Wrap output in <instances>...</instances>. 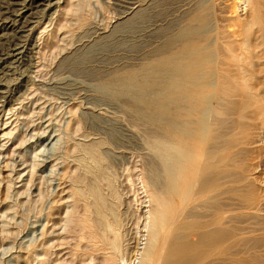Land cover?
I'll return each instance as SVG.
<instances>
[{
	"label": "rangeland",
	"instance_id": "1",
	"mask_svg": "<svg viewBox=\"0 0 264 264\" xmlns=\"http://www.w3.org/2000/svg\"><path fill=\"white\" fill-rule=\"evenodd\" d=\"M0 2L4 4L0 13L12 22L4 27L1 25L4 19H0V37L6 34L3 38L9 41L11 36V44H17L13 46L6 41L0 44V264H97L98 260H104L102 257L109 251L107 247L115 244L120 249L116 248L112 252L117 260V263L114 260V264H139L140 251L145 245L142 246V242H146L148 234L144 223L146 218L143 217L144 213L147 216L148 205H151L148 192L152 189L156 191L160 186L162 188L158 192L166 190V175L172 166L157 152L159 144L150 143L152 134L156 136L153 140L161 135L156 133L159 132L158 128L133 113L129 107V96L114 95L111 89L102 84L114 72L140 69L147 60L156 56L163 49L166 36L183 26L186 15L200 4L209 8L213 17L212 22L201 27L205 32L200 29L202 33L198 39L202 40L200 43L203 46L209 43L208 50H211L207 51L210 53L206 52L209 58L215 52L212 55L215 72L209 75L211 86L214 83L215 87H211H214L211 91L213 93L209 89L201 100L190 126L202 141H209L205 144H212L214 151L228 150L233 157L232 162L235 161L234 173L220 176L221 193L214 200L223 204L220 207L224 213L223 221H226L224 226L232 228L236 234L235 245L231 247L234 262L235 259L239 261L240 258L242 261L255 254L259 259L250 264H264V23L252 25L249 31L251 36L247 34L249 37L246 41V54L252 59L250 84L256 93L259 92L262 115H254L251 107L247 109L237 105L239 111H234L237 107L233 110L227 108L230 102L238 101L237 98L241 96L233 95L235 97L226 99L216 90V74L220 71H225L232 78L236 76L237 81L240 77V80L245 78L240 74L237 76L239 69L235 66L239 62L242 48L239 26L251 14L250 19L259 15L264 20V5H261L264 3L257 0H44L43 5L33 9L37 10L36 14L25 25L22 21L27 18L18 16L19 3L13 4L11 0ZM8 2H12L10 6ZM7 6L17 10L9 14L11 10ZM258 6H261L259 10ZM130 7L134 14L142 7L145 10L149 8L152 15L148 21L136 25V31L134 28L132 32H118L125 19L133 15ZM3 8L8 12L2 11ZM29 12L25 10V13ZM114 29L117 30L114 32ZM111 34L113 37H110ZM97 40L105 42L106 46L103 49L97 47L100 44ZM17 46L18 51H13ZM87 48L93 50L92 54L88 53L81 59L83 52L88 51ZM240 111L242 116L238 113ZM221 124H225V127ZM217 126L222 127L221 133L224 129L221 135L218 134L220 129L217 130ZM161 136L157 139H161ZM210 136L215 137L216 141L220 138L225 140H219L222 143L214 141L216 146L212 141L214 138ZM227 136H233L234 139L229 142ZM80 144L86 147L84 151ZM231 148L234 151L231 152ZM80 156L84 159L81 160ZM90 156L94 163L90 161ZM166 169L168 171L165 172ZM152 174H158V178ZM155 179L160 181L156 180L155 183ZM241 180L243 183L240 185ZM224 183L226 185L222 186ZM148 188L145 193L144 189ZM231 189L243 192L250 189L255 201L248 203L232 193ZM94 191L101 195L98 196ZM146 194L147 198L144 197ZM94 203L96 207L99 205V210L93 208ZM200 207L203 211L204 208ZM96 209L97 213L94 212ZM98 211L103 213L99 212L104 216L103 226ZM83 214L90 219L93 229L80 227L79 231L77 225L81 222H76L83 219ZM88 229L93 234L94 231L98 233V236H92ZM88 235L96 239L98 246L94 247L97 249L92 246L95 241ZM98 238L102 241H97ZM99 242L105 244L101 247ZM91 246L98 256L92 253ZM84 247L90 249L83 250ZM101 248L105 255L102 252L99 254ZM76 254L81 256L77 257Z\"/></svg>",
	"mask_w": 264,
	"mask_h": 264
},
{
	"label": "bare ground",
	"instance_id": "2",
	"mask_svg": "<svg viewBox=\"0 0 264 264\" xmlns=\"http://www.w3.org/2000/svg\"><path fill=\"white\" fill-rule=\"evenodd\" d=\"M11 1L13 2V4L19 3V7L16 6L18 8V10H17V8L16 9L12 8V10H11L10 9L11 7L9 8V6H10V3H12V2H8L9 6H7L6 8L7 9L9 8L8 10H11V12L9 14H11L13 10H17L18 16H21V18L24 17L22 19L27 18L26 20L22 21L26 25V23L29 21V19H32L31 17L35 13V11H37V10H33V9H36V8L40 7L41 5H43L44 0H11ZM257 1H261V3H264V0H257ZM3 3L7 4L6 1H4ZM3 3L0 2V4H2V5H0V8H2L1 6L4 5ZM198 3H199V1H198ZM201 3H203V2H201ZM253 3H255V2L253 1ZM258 3L261 4L260 2H258ZM255 4H257V3H255ZM261 5H264V4H261ZM11 6H12V4H11ZM235 7H236V5H235ZM206 8L207 7H203L202 4H200L197 9L190 11L188 13V15H186L187 19H185L186 21H185L184 25L183 26L181 25L180 28L178 27L179 29L176 30V32H174V33L171 32L170 35L167 34L168 36H166V38H165L163 49L161 51H159L156 56L147 60L142 65V67L140 69H121V70H118V71L114 72L113 74H111L109 76V78H107V80L104 81L102 84V85H105L107 87V89L108 88L111 89L110 91H112L114 93V95L116 94L119 96V95L125 94V95L129 96L128 97L129 102H130L129 107L133 111V113H135L138 117L144 119L146 122H148L151 125H154L158 128V131L160 133L159 132H156V133L158 135L159 134L163 135V136L159 135L162 137L161 138L162 140L157 139L159 136L153 140V137L155 138L156 136H155V134H152L153 136L151 137L150 143L154 144L157 142L159 144V146H157V148H158L157 152H159V154L162 155V158L163 157L166 158L168 163H170V165L172 166L169 171L167 170L168 168L165 170V172L168 171L167 172L168 174L167 175L165 174L167 176L166 177L167 183H166L165 179H163L167 185V186L165 185L167 188L166 187H163V188H166V190L162 191V192H158V190L161 187L160 186V187H158L159 189L156 187V189H158V190H156L157 192L154 191V189H152V191L150 189L151 192H148V194H149L148 196L150 198L151 205H148L149 202L146 200L148 202V203H146V205H148V207L149 206L150 207H149V211L147 210V216L146 217L144 216V215H146V213H144V215H143V217L146 218L145 219L146 222H144V223H146V225H147L146 226L147 228H145V227L144 228L148 229L147 230L148 234H146L147 235L146 242L145 241L142 242V246L144 245V243H145V245L143 246V248L141 246V248H142L141 251L139 250L141 252L140 253L141 254L140 259H138V260H140L138 262L139 264H241L243 262L244 263L248 262V264H250V263H256L257 260L259 259L258 257H256L255 254H251V257L247 256V257H249L248 259H247V257L245 258L247 261H244L245 259L244 260L242 259V261H243L242 262V261H240V258H239V261L238 260L236 261V259H235V262H234V256L231 252V247L235 245L236 234L234 233L232 228H228V227L224 226V222H226V221H223L224 213L220 207V205H223V204L222 203L219 204L218 203L219 200L214 201L217 196H220L219 194L221 193L220 183H219L220 176L222 177V176L231 175L234 173V171L236 169V166H234L235 161L232 162L233 157L231 156V154L228 150L226 152L224 150H223L224 152H222V151L220 152L219 150H218L219 152L214 151L215 149L213 150L211 148L212 144L210 146L205 144V143L209 142L207 140L206 136L204 138H206V140L208 142H204L205 140L201 137L204 140V141H202L199 138V136H197L195 129L190 126V124L194 121V116L198 110V106H199L201 100L203 99V97L205 96L207 91L209 89H211L212 86H214V83L211 86V83H210L211 80H210L209 75H210V73L215 72L214 62H213L214 59L212 60V58L214 57L212 55H214L215 52H212L211 58H209L208 54H207V53H210L207 51L211 50V49L208 50L209 49V43L207 46H203L200 43L202 40L200 41L198 39V36L200 35V33H202V32H200V29H202V31L205 32V30H203L204 26H206L208 23L213 21V19H212L213 17L211 15L212 14L211 10H209V8H207V9ZM257 8H258L257 10H259V8H261V6L260 7L258 6ZM134 9H136V8H134ZM25 10H30V12L27 14V13H25ZM131 10H132V8H131ZM2 11H6V10H4V8H3ZM255 11H256V7H255ZM0 12H1V9H0ZM6 12H8V11H6ZM151 13L149 12V8L147 10H145V9H143V7L140 8V11L136 12V14H134V11H133L131 13L133 15L131 17L129 16L128 19H125L126 20L125 23L123 24V26H120V28H119V25H120L119 24L118 25L119 29L118 30L114 29V32H115V30H117L118 32H123V33L129 32V31L132 32V30H134L135 26L139 25L140 22L142 23V22L148 21V19H150V16L152 15ZM0 14L2 15V13H0ZM9 14H8V18L10 17ZM255 14H256V12H255ZM247 16H249L248 13H247ZM251 16H252V14H251ZM258 16L254 17V19L253 18L250 19V17H246L249 19L244 18V20L241 21L242 22L241 26H239L241 29L238 33H241V35H242V40H241L242 42L240 41L241 42L240 45L242 47L241 51H240L241 56L239 57V60L237 59L239 62H237V64L234 63V65L236 64L235 66H238V69H239V73L237 74V76L240 74V76H242V78H243V76H245V78L240 80V78H241L240 77V78H238L240 81L239 80L237 81L236 80L237 78L235 79L236 76L232 78V77H230V74L227 75V73H225V71H223V72L220 71V72H218L219 74L218 73L216 74V75H218V77L216 78L217 79V81H216L217 85H216V82H215V85L217 86L216 90L218 89V92H220V96L222 94L226 97V99L230 98V96H233V95L241 96L239 98L240 101L237 98V100L239 102L234 101L235 99L232 98L234 102H230L229 106H227V108L230 107L233 110V108H236L237 105L240 107H245V108L251 107L254 110V115L257 114L258 116H260V114L262 115V110H261V103L262 102L258 96L259 92L256 93L255 92L256 90H254V88H252V86L250 84V82H251L250 81V74H251L250 64L252 62L251 61L252 59H251L250 55L248 56L246 54L247 53L246 49H248V47H246L247 46L246 41L248 40L247 38L249 37L248 35L250 34L249 31H250L251 26L254 24L256 26V24L264 23V20L260 19V17H258ZM3 17L0 18L1 20L4 19L1 22V25L6 27L7 25L12 24V22H10V20L8 21L7 19H5L7 16L4 18ZM18 22H19V20H18ZM22 22H21V25H23ZM122 22H124V20ZM19 25L20 24H18V27H19ZM201 27H203V28H201ZM23 28H24V25H23ZM140 29H141V26H140ZM19 30H21V29H19ZM135 31H136V28H135ZM254 32L256 33V31H254ZM113 34H115V33H113ZM113 34H111L110 37H113ZM17 36L19 37L20 35H17ZM239 36H240V34H239ZM250 36H251V34H250ZM3 37H0V44L1 45H2V43H4V41H6L5 38H3ZM14 37H16V36H14ZM18 37H17V39H18ZM11 38L12 37L10 36V39ZM252 38H250V39H252ZM10 39H8L9 41H6V42L7 43L10 42ZM12 41L14 42V40H12ZM99 41L97 40L96 42H99ZM99 43H100L99 46L96 44L97 47H101L103 49L104 46H106L105 42H99ZM248 43H250V42H248ZM10 45L16 46L17 44L16 43L11 44V42H10ZM13 46H11V47H13ZM90 46H91V44H90ZM212 50H214V49L212 48ZM13 51H18V46L16 48H14ZM92 51L93 50L88 49V51H86L85 53L83 52V56H81V59H84V57L87 56L88 53H90L89 55H91ZM248 52H249V50H248ZM13 54H14V52L12 53V55ZM75 57H76V55H75ZM216 69H218V68H216ZM228 73H229V71H228ZM262 75H264V74H262ZM262 78H264V76H262ZM104 88H102V90ZM105 89H104V91H105ZM212 89L209 91L211 92ZM107 93H109V92L107 91ZM211 93H213V92H211ZM208 94H210V93H208ZM111 96H112V94H111ZM235 96H233V97H235ZM239 96H237V97H239ZM262 98H264V97H262ZM222 99H225V98L222 96ZM218 100H220V99H218ZM221 100H220V102H221ZM217 108H218V105H217ZM237 110L239 111L238 107L234 111H237ZM216 111H218V110H216ZM244 111L245 110H243V112ZM220 112L222 113V111H220ZM225 113H226V111H225ZM238 113L241 114L242 112L240 111ZM241 116H242V114H241ZM258 116H256L257 117L256 119H258ZM217 120L221 121L222 119L221 120L217 119ZM225 120H227V119H224V121ZM215 121H216V118H214V122ZM222 125L223 124H221V126ZM224 125H223V127H225ZM257 125H259V124H257ZM232 126H233V124H232ZM241 127H242V125H241ZM241 127H238V128L240 129ZM221 128L219 126L217 129V130L220 129V131H219L220 133H218L220 135L223 133V130H224L223 129L222 133H221ZM242 129L243 128H241V130ZM259 129H260V127H259ZM214 132H216V131H214ZM262 133H264V132H262ZM208 134H210V132H208ZM216 134H217V132L215 133V135ZM232 134H233V132H232ZM246 134L248 135L249 132H247ZM226 135H227V133H226ZM229 135H231V134H229ZM237 135H238V132H237ZM210 137H213V136H210ZM210 137L208 139H211ZM213 138H214V140H212V141L213 142L215 141L217 143L219 140L224 139V138H220V139H218V141H216L215 137H213ZM262 138H264V137H262ZM233 139H234L233 136L228 137L229 142H230V140H233ZM234 141H232V142H234ZM237 141H239V140H236V142ZM242 141H243V139H242ZM219 142H221V141H219ZM217 143H215V145ZM225 145H227V144H225ZM82 146L83 145H81V147ZM90 146H92V144ZM93 146H94V144H93ZM95 146H97V143H95ZM219 147L221 148V145ZM85 148L86 147H84L83 149L81 148L82 151H84ZM222 149H220V150H222ZM226 149H228V148H225V150ZM230 151L231 152L234 151V148L233 149L231 148ZM85 153H86V151H85ZM87 153H88V151H87ZM96 154L97 153L94 154V156H93L94 158H95ZM79 155H81V154H79ZM92 155H93V153H92ZM98 157H100V156H98ZM80 158H81V156H80ZM86 158H87V156H86ZM90 158H92V157L90 156ZM82 159H84V158H81V160ZM101 159H102V157H101ZM90 161H93V158ZM163 161H165V160H163ZM236 162H237V160H236ZM87 163H89V162H87ZM92 163H94V161ZM96 163H98V162H96ZM151 164L153 165L152 162H151ZM151 164L148 163V165L152 166ZM165 165H167V164H165ZM150 166H148V167H150ZM152 167H154V165ZM233 168H234V170H233ZM150 169H151V167H150ZM154 169H156V168H154ZM153 171L155 173V170H153ZM150 172L151 171H149V173ZM156 175L157 176L152 174L153 177L158 178V174H156ZM165 175L163 178H165ZM246 175H248V174H246ZM100 176L104 177L105 175L101 174ZM152 176H150V177H152ZM159 177H161V176H159ZM243 177L241 179H243ZM99 179H101V177ZM159 179H161V178H159ZM159 179H155L154 182L156 180L160 181ZM149 180L151 181V178ZM135 181H136V179H135ZM146 181H148V180H146ZM241 182H242V180L239 181V184ZM77 183L78 182H76V184ZM127 183H129V182H127ZM152 184H153V182H152ZM232 184L230 183V185H232ZM149 185H151V184H149ZM225 185L226 184L224 183V185H222V186H225ZM154 186H156V184ZM88 187H90V186L88 185ZM94 187H96V185ZM94 187H93V189H94ZM253 187H255V185ZM77 188H75V190ZM111 188H113V187H111ZM94 190H96V189H94ZM147 190H149V188L144 189L145 193L147 192ZM98 191H99V189H98ZM232 191H233L232 193L237 195V197L238 196L242 197L244 200L248 201V203L255 201L253 195L251 194L250 189L248 190V192H243L240 189H233ZM94 192H93V194H94ZM111 192H112V190H111ZM95 193L98 196L100 194L99 192H95ZM225 195H227V193ZM115 196H116V194H115ZM144 197L147 198V194ZM96 198H97V196H96ZM223 200H224V198H223ZM106 201H107V199H106ZM92 205L93 206L95 205V207H93L94 209L98 208V210H99V205H98V207H96L95 203ZM106 205H107V203H106ZM200 206H202V208H204L203 211H201L202 209ZM101 207L104 208V206H101ZM198 208H199V210H198ZM107 209H109V207ZM110 209H111V207H110ZM144 209H147V208H144ZM101 211H103V210H101ZM111 211H112V209H111ZM94 212L97 213V209ZM99 212L100 211H98V213ZM100 213H102V212H100ZM100 213L98 214V216H100L102 218L100 224L103 226V223H104L103 217L104 216L103 215L101 216ZM257 215H260V214H257ZM83 216H84V214H83ZM94 216H95V214H94ZM84 217H83V219H80L81 221L78 220L79 216L77 218L78 221L76 223L79 224L81 222V224H79V226L77 225V227H79L78 228L79 231H80V227L93 229V226L91 227V222L89 221L90 219L88 220L87 216H86V218H84ZM96 222H98V221H96ZM93 223H92V225H93ZM97 224H99V222ZM73 228H74V226H73ZM97 228H98V226H97ZM97 228H95V229H97ZM82 229H81V231L84 232ZM101 229H102V227L100 228V230ZM86 231L87 230H85V232ZM89 231H91V230H89ZM89 231H87L88 232L87 234H89ZM98 231H99V229H98ZM105 231H106V229H105ZM109 232H110V230H109ZM143 232H144V229H143ZM94 234H97L96 236H98V233H96L95 231H94ZM94 234L92 232V236ZM76 235H78V234H76ZM100 235H99V238H100ZM92 236L90 237L88 235V237H90L91 239H92ZM143 236H144V233H143ZM237 237H239V236H237ZM70 238H73V237H70ZM79 238L77 240H79ZM99 238L97 241L101 242L102 240H99ZM74 239H75V237H74ZM82 239H83V237H82ZM71 240H73V239H71ZM84 240H86V239L84 238ZM92 240L95 241V244L92 245L94 247L95 245H97L96 239L95 240L92 239ZM103 240H104V237H103ZM111 241H113V239ZM86 242H87V240H86ZM105 242H102L103 244L100 243L99 246L101 245V247H102V245H104ZM262 242H264V241H262ZM87 245H89V244H87ZM106 245H110V244L106 243ZM106 245L104 246L105 248H106ZM115 245H118V244H115ZM115 245H110L109 246L110 248L107 247L109 249V251L106 255L103 254L102 249L104 247L101 248L102 251H99V249H98L99 254L102 252V254L105 255V257L104 256L102 257L104 260H102L98 257V259H100L101 261L98 260L97 264H99L100 262L101 263L104 262V264H114V260H116V259H114L112 252H115L116 248H119V245H118V247ZM92 246H91V251H92V253H94L95 250H92ZM88 247H90V246H88ZM88 247L87 248L84 247L85 249H83V250H87ZM97 248L98 247H96L95 249H97ZM259 250L260 249H258V251ZM70 251L72 252V249ZM130 252H133V251H130ZM77 253H78V250H77ZM138 253H137V255H138ZM73 255H74V253H73ZM96 255L98 256L97 253H96ZM252 255H254V256L252 257ZM79 256H81V255H79ZM79 256L77 255V257H79ZM85 256H87V255L85 254ZM95 256H93V257L95 258ZM134 260H136V259H134ZM86 262H87V260H86ZM91 262H89V263H91ZM115 263H117V260L115 261Z\"/></svg>",
	"mask_w": 264,
	"mask_h": 264
}]
</instances>
